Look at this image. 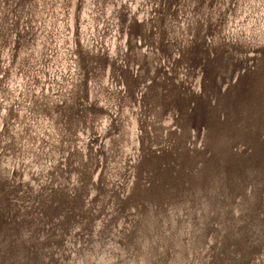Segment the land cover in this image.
<instances>
[{
  "label": "bare ground",
  "instance_id": "obj_1",
  "mask_svg": "<svg viewBox=\"0 0 264 264\" xmlns=\"http://www.w3.org/2000/svg\"><path fill=\"white\" fill-rule=\"evenodd\" d=\"M4 1L0 5L1 29L10 39L6 37L0 45V100L6 111L0 129V188L9 181L2 161L16 146L25 156L27 170L29 165L36 168L32 179L26 168L22 172L26 181L10 221L2 217L0 208V264H43L45 248L51 246L54 251L62 240L57 238L59 231H51L61 228L64 214L72 221L84 214L79 208L94 184L92 170L99 159L93 143L78 147L84 131L101 136L103 162L100 179H95L99 180L97 196L87 202L100 216L99 249L91 264H158L160 257L166 259L168 246L171 263L177 258L178 264H190L189 248L204 238L210 203L215 208L219 205V200L211 198L212 191L218 175L221 178L228 166L225 155L236 148L240 134L249 152L242 156L237 151L234 170L246 180L264 174V135L260 137L264 129V0H152L142 25L132 22L123 37L116 23L119 18L126 20V0H120L113 18L111 10L117 0H85L78 13L76 2L79 7L82 0ZM70 3L74 5L71 14ZM27 23L32 25L28 31ZM204 40L209 41L208 48ZM109 47L118 57L107 52ZM239 52L246 56V70L221 92L224 65ZM199 54L205 56L204 63L198 62ZM110 55L108 85L101 76ZM197 63L204 66L200 93L194 98L187 89L195 81ZM208 95L214 97L212 101L208 102ZM169 100L181 117L177 132L161 130ZM206 104L207 158L204 151L196 153L187 145L188 127L198 125ZM139 127L141 153L137 158L134 129ZM47 161L53 165L45 169ZM72 167L75 176L70 174ZM35 178L41 182L37 187ZM73 186L82 199L71 197ZM126 186L127 197L118 201ZM258 187H251L252 197ZM194 202L196 220L188 234L190 246L183 250L181 228L189 204ZM247 203L249 206L250 200ZM126 207L135 214L130 225L123 227L118 250L103 262L107 235L127 214ZM233 221L229 223L235 224ZM91 230L90 225L85 235L88 243L77 252H65L62 264L84 260L95 236L89 234ZM212 241L217 250L207 264L220 258L219 246L225 245L219 235Z\"/></svg>",
  "mask_w": 264,
  "mask_h": 264
},
{
  "label": "rangeland",
  "instance_id": "obj_2",
  "mask_svg": "<svg viewBox=\"0 0 264 264\" xmlns=\"http://www.w3.org/2000/svg\"><path fill=\"white\" fill-rule=\"evenodd\" d=\"M3 1L4 0H0V5H1V3H3ZM22 2L25 3L24 0H22ZM82 2H84V3L80 4L79 7H78L79 3L77 4V2H76V10H77L76 13H78V9L80 11H82V9L84 7L83 5L85 4V0H82ZM126 2H127V6H126L127 9H126V14H125L126 20L124 19L122 21L119 18L118 19L119 24L116 23L117 28L120 31V35L122 37H123V34L125 33V31L127 32L129 30V29L126 30V28L130 27L132 22H136V23H139V25H142V23L145 21V15H144L145 12L144 11L150 7V4H152V0H132V1L126 0ZM4 3H5V1H4ZM119 3H120V0H117L113 3L115 5V7L111 10V11H113L112 18L115 16L116 7H118ZM69 6L71 7V9H69V14H71L74 5H73V3H70ZM226 7L227 6H225V10L227 9ZM205 9L207 10V8H205ZM76 15H78V14H76ZM51 21H52V19L49 21V23ZM28 26L29 25L27 23V27ZM30 27H32V25ZM30 27L26 28L25 30L28 31V29H30ZM27 31H26V33H27ZM0 32H1V35H0V45H1V41L3 39L5 40V42H6V39H8V40L10 39L7 36V34L4 35L5 33H3V30L1 29V21H0ZM208 32H209L208 30L205 31L204 35ZM3 35H4V37H3ZM139 35H140V33H139ZM6 37H8V38H6ZM122 37H121V40H122ZM121 42L122 41L119 42V39H118V45H120ZM34 43H36V45H37V41ZM205 43H207L206 45L208 48V45L210 44L209 41L204 40L203 44H205ZM144 44L141 45V48L145 47ZM75 47H76V45H75ZM107 52L111 53V55H112V50L110 47L108 48ZM111 55L108 56L105 60V64H104L105 67L103 69V74L101 76L102 83L104 84V82H105V84L107 83L108 85H110L109 81H110V77H111L109 68H110V65L113 61V58L111 59ZM115 55L118 57V52L115 53ZM114 56L112 55V57H114ZM198 56H199L198 62L202 63L203 60L205 62V56L202 57L200 54ZM244 57H246L245 54L242 52H239L238 55H236V58H231L228 63H225L224 68H223L224 70H223V74H222V79L220 81V88H219V90H221V92H222V90L226 92L227 87L231 83H234L237 80L236 78L238 75L239 76L241 75V72H244L246 70V66H245V65H247V64H245L246 62L243 64V62L245 61ZM256 60H257V58L254 59L253 64L256 63ZM201 63H197V65L195 67V71H196L195 81L192 82V84L190 85L191 88L187 89V91L189 92V95L194 97V98H197L199 93H200V86H201V81H202V75H201L202 66H204ZM136 64L137 63L134 62L132 64V68H135ZM197 71H199L198 74H197ZM3 72L1 73V76L3 75ZM234 78H235V81H234ZM138 90H140V89L138 88ZM138 92H140V91H138ZM206 99L208 100V102H209V100L212 101L210 95H208ZM192 102H193L192 99H190L189 107L191 106ZM208 102H207V104L209 105ZM207 104H206L207 109L205 112H203L200 122L198 123V125L194 124L197 127H195L194 125H191V127L190 126L188 127V129H190V133H189V138H188L189 140L187 141V145H188L189 150L194 149V151L196 153L204 151L203 152L204 157H206V158L210 157L208 154L209 153L208 151L210 150V149H208V147L210 146L209 145L210 142L206 143L207 135L205 133V130H203V128H205V121H207L209 118V111H208L209 107ZM173 105L174 104L169 100L168 106H170V107L167 108L166 114H164L163 118H162L163 122L161 121V124H160L162 132H163V130H165V132H173V131L177 132V129L181 128V125H180V118L181 117H179L180 116L179 110H178V108H174ZM193 106H194V103H193ZM171 107H173V109L169 110ZM4 109L5 108L2 105V101L0 100V124H1L0 129L4 123L3 115L6 112ZM135 109H137V108H135ZM223 109L224 108L222 107L221 111H223ZM192 110L193 109L191 108V111ZM43 119H44L43 123L45 124L47 122V119H48L47 115ZM164 122H166V123H164ZM163 123H164V126H163ZM134 125H135V123H134ZM134 132H135L134 135L137 136V137L134 136V138L136 140V144H137L136 148H138V149H136V156H137V158H139L140 153H141L140 149H139L140 148L139 144H140V140L142 137V128L141 127H139L138 129L136 128V129H134ZM84 133H83L84 135L82 136V138L81 139L79 138L80 140H79L78 147L79 148H87V145L89 143H91V144L93 143L94 149L97 151L98 158H99L96 162L95 168L92 170V177L91 178L94 180V184L87 191L86 196L84 197L85 198L84 203H83L82 207L79 208L80 209L79 212L83 211V213H84V214L80 215L82 217L78 218L77 219L78 221L77 220L72 221L71 218L68 217V214L65 213L64 218H62L61 228H56V229H53L51 231L52 234H53V232L59 231L57 238L60 237V239H62V240L59 242V246H57L56 249H54V251H53V247H51V246H49L48 248L47 247L45 248L47 253L42 255L43 257H45L44 258L45 262L43 264H62L61 260H63V255L65 252H67L69 250H71L72 252H77L78 247H82V246H84V243H88V237L86 238L85 235H87L86 232L88 231V228L90 227V225H91L92 230L89 232V234L93 233V236L94 235L95 236H94L93 241L91 243L88 254L85 256V258H83L84 260H82L81 262L77 261L75 264H82V263L83 264L84 263L85 264H89V263L91 264L92 258L97 253V249H99L98 241H99L100 233H99V226L98 225L100 224L99 223L100 216L97 213V211H95L96 209L94 208V206L93 205L88 206V203L92 202L96 198V196H97L96 194L98 193V190H99V186H98L99 180H96L97 181V183H96L95 179L97 178L96 176H98L97 179H100L99 174H100L101 168L103 166V162L101 160V153H102V149L100 147L101 141L99 143L101 136L100 137L98 136V138H96L93 134L89 133L88 131L87 132L84 131ZM260 134H261L260 137H262L264 135L263 127L261 128ZM237 138H236L237 140H236V145H235L236 148L232 152L225 155L228 158V160H226V163L228 164V166L226 168H224V170H225L224 175L221 178H220V174L218 175L219 177H218L217 181L215 182V186H214L213 191H212L213 193H212L211 198L213 197V198H216L217 200H219V202H218L219 205L215 208V206H213V204L210 203V205L208 206V211H207L208 219L206 220V223H205L206 226L204 229V238L202 239V241H200L199 244H197V246L195 248H192V249H191V246L189 243L188 234H189L190 230L192 231L193 224L195 223V220H196L195 213L197 210V208H196L197 202L190 203L189 209L187 207L188 211L186 212L185 222L181 228V238L183 240V250H185V249L187 250L188 245L190 246V248H189L190 252H191L190 256H189L190 264L191 263L193 264L195 262V260H197L196 264H204V263L207 264V262H208L207 259H209L211 257L212 253H215L214 251L217 248V247L213 246L214 244L212 245V243L214 242V241H212V239L218 235L221 236L225 245H223L221 247L219 246V251L217 253V256L219 255L220 258H218V260H216V262H215V259H213L214 264H264V230H263L260 237H258V234L255 235V233H254V230L257 226V225H255L256 222L259 221L261 219V217L264 215V174L262 175V178L259 177V179H258V177H257V178H255V180L254 179L251 180V178L249 176L248 179L246 180L245 177H243V179H241V177H240L241 175H239L240 173L237 170H234V166H235L234 164H237V162H238L237 158L235 156L238 154L237 151L238 152L241 151L242 156L245 155L247 152H249V150L247 149L248 145H246V141H245V139H243L242 134H240ZM81 140H82L84 145L82 143L80 144ZM198 140L200 141V144H199ZM18 146H16L15 149H13L11 151V153L9 155H7V157H4V159L2 161V163L5 164V168H7V173H8L7 175L9 177V181H8V184H4L5 186L0 188V195L4 196L3 200L0 199V208L4 210V215L2 217H5L7 221H10L11 218L13 217L14 211L17 207V205H16V203L18 201V198H16L18 196L17 194L20 192L22 193L21 188L23 187L22 185L26 181L24 179L25 177H24V174L22 172L26 168L28 177H30L31 179L33 176L35 177L33 170L36 167L29 165L30 170H27L28 165L27 164L24 165V162H23V160H25V156L23 157L21 155V153H20L21 150L18 149L19 148ZM66 154H67V152H64L63 155L61 156V159L64 160ZM55 158H56V156L54 157V159ZM56 159L58 162V158H56ZM36 161L37 160L35 159V162ZM35 162H34V164L36 165ZM55 163H56V161H55ZM132 163L133 162H130L129 165H132ZM49 165H53V164L49 161L44 162L43 168L47 169L49 167ZM245 168H246V166L245 167L243 166L242 171L245 170V172H246ZM38 169H39V167H38ZM194 169L198 171L199 167L195 166ZM11 172H13V173H11ZM74 172H75L74 167H72L70 174L74 175ZM242 173L243 172H241V174ZM226 175H228V176L231 175V177L228 178V177H226ZM244 175H246V174H244ZM47 176L50 177L49 174ZM47 176L45 177V179L47 178ZM71 178L72 177H70V180H71ZM35 179H37V181L35 180L33 184L35 187H37V185L41 184V182H39L40 179H38V178H35ZM27 180H28V178H27ZM41 181H42V179H41ZM254 181H256V182H254ZM26 184L29 185V182H26ZM70 184L73 185L71 182H70ZM74 185L76 186V184H74ZM253 185H255V188L257 186H259L258 192L254 191V193L256 192V194H257L255 197L254 196L252 197L250 195V191L254 190V189L251 190V187H253ZM29 187H30V185H29ZM126 189H127V186H126V188H124V191L122 192L121 198H120V196H119V198H117L118 201H120V199L123 200L124 197H127V195H125ZM71 191L73 194V195H71V197L74 196L75 198L77 197L78 199H82V198H79L78 195H76L74 186L71 189ZM6 194L8 197V198H6L7 202L5 199ZM66 195L67 196L69 195L68 192ZM248 200H250V204L252 205V208L250 211H247L249 208L246 207V205L248 204L247 203ZM116 206H118V205L116 204ZM85 208H87L86 212H84ZM239 208H240L241 212L239 211ZM126 209H127V212H126L127 214L125 216H123V219H121L120 222H118L116 225H114V227L111 226L112 231L109 235H107L108 239H107V242L105 244V248H103V251H102L103 257L101 259L103 260V262L107 261L108 260L107 258H109L112 254L115 253V251L118 250L117 248H118L119 241L121 240V237H122L121 234L123 233V227L126 226V228H127V226L130 225L131 216L133 214H135L134 212H132L129 209V207H126ZM92 210H93V212H92ZM112 211H114V210H112ZM242 211H245V212H242ZM78 217H79V215H78ZM233 220H235V221H233ZM209 221H210V223H208ZM231 221L236 222V223L235 224L233 223L231 225L229 223ZM227 224H229V225H227ZM88 225H89V227H86ZM185 227L187 230L185 229ZM225 227H226V229L224 230ZM82 236H84L85 239H83ZM184 240H185V244H184ZM247 242H248V244H247ZM254 242H258V243L255 245ZM207 245H208V247H207ZM243 246L246 247V249H244V251L242 250ZM251 247H253V248H251ZM248 248H250V249H248ZM57 249H58V251H57ZM113 249H114V251H112ZM58 253H60V254H58ZM48 254H49V256H46ZM169 255H170V247L168 246L167 253L164 252V256H163L164 258L163 259H165V257L167 259ZM171 255H172V253H171ZM234 255H236L238 257H236L234 259V257H233ZM202 256H203V258H202ZM217 256L215 255L214 257L216 258ZM9 257H7V259H9ZM166 259L162 260V258L160 257L158 262L156 261V263L167 264L168 260L170 261V264H178V262H179V261H177V258L174 259L172 261V263H171L170 258H168L167 260ZM55 260H58V261H55ZM42 261H43V258H42ZM11 263L15 264V261H13V262L11 261ZM68 264H74V261H70V263H68ZM95 264H98V262H96Z\"/></svg>",
  "mask_w": 264,
  "mask_h": 264
},
{
  "label": "water",
  "instance_id": "obj_3",
  "mask_svg": "<svg viewBox=\"0 0 264 264\" xmlns=\"http://www.w3.org/2000/svg\"><path fill=\"white\" fill-rule=\"evenodd\" d=\"M251 180H252V179H251ZM247 207L249 208L247 211H250L251 208H252V205L250 204V205L248 206V204H247ZM263 220H264V215H263V216L261 217V219H260L259 221H257L256 224H255V225H257V226H256V228H255V230H254V233H255V235L258 234V237L261 236V234H262V232H263V230H264V222H263ZM262 222H263V223H262Z\"/></svg>",
  "mask_w": 264,
  "mask_h": 264
}]
</instances>
